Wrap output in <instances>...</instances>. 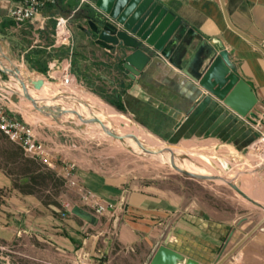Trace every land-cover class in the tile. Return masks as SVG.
I'll return each mask as SVG.
<instances>
[{"label": "crops", "instance_id": "obj_1", "mask_svg": "<svg viewBox=\"0 0 264 264\" xmlns=\"http://www.w3.org/2000/svg\"><path fill=\"white\" fill-rule=\"evenodd\" d=\"M86 1L57 0L22 26L20 29L25 27L23 31H30L34 39L31 46L34 50L24 53L23 60L32 54L34 61L30 65L48 75L50 70L58 68L59 62V72L65 69V62L69 63L77 81L109 89L123 111L145 130L168 142L208 140L224 144L233 152L255 145L256 155L264 153L263 142L257 140L261 135L260 127L235 113L161 55L154 53L135 79L122 72L121 52L115 55L99 46L94 36L81 29L85 17L80 13L90 10L94 15L98 12L95 5ZM157 2L181 20L175 32L179 45L177 62L185 66L202 41L221 40L234 72L249 84L258 99L251 118L264 112V0H223L230 23L247 38L229 26L221 0ZM10 4V0H0V29L3 31L15 26L8 16ZM61 16L74 17L77 34L73 33L70 23L72 47L56 46V19ZM42 53L46 56L61 53L65 58L59 61L51 56L53 61L44 60L40 58ZM0 65L8 70L7 62L0 59ZM263 163L261 159L259 164ZM78 167L73 179L103 203L114 205L102 216L94 214L98 218L96 224L65 210L61 203L47 204L21 192L10 177L0 176V245L4 248L0 253L1 264H12L11 254L23 252L36 260L44 257V251L56 259L72 262L150 264L175 223L168 247L201 264H215L222 254H215L222 236L213 237L206 229L208 220L179 210L177 204L165 196L131 186L126 181H116L96 169ZM77 205L90 210L83 203L74 202L73 206ZM219 232L223 230L219 228ZM49 261L48 264L56 263L52 257Z\"/></svg>", "mask_w": 264, "mask_h": 264}, {"label": "rangeland", "instance_id": "obj_2", "mask_svg": "<svg viewBox=\"0 0 264 264\" xmlns=\"http://www.w3.org/2000/svg\"><path fill=\"white\" fill-rule=\"evenodd\" d=\"M73 19L74 17L71 21ZM71 21V29L73 33L77 34L75 20ZM24 28L20 30L8 28L4 31L0 29V59L8 63V70L0 65V104L12 116L33 126L40 142L55 149L53 156L56 167L51 168L44 162L27 155L17 143L12 142L0 132V176L10 177L16 189L34 195L47 204L61 203L69 212H72L74 202L78 201L89 207L91 210L89 212L94 215V210L82 198L80 188L84 192L88 190L78 182L77 185H73L71 180L74 172L79 168L78 166L96 169L116 181H126L131 186L165 196L175 202L179 210H186L196 214L200 219L208 220L206 229L213 234L214 238L218 235L222 236L219 241L220 246L215 253L219 255V252H222L217 261L228 254L264 218V202L257 198L255 193H252V197L249 196L244 190L249 188L242 186V181L236 183L237 186L232 183L220 184L211 179L179 170H171L166 161L143 157L124 149L113 152L115 144L112 141L91 136L83 131L78 124L60 126L58 124L60 116L42 117L45 114L36 103L33 101L23 103L21 98L27 101L32 96L30 95L32 92L13 91L5 88L4 85L21 84L24 88L28 86L27 88L38 92L31 84L32 80L41 78L48 81L49 84L58 83L57 85H60L69 74L81 91L99 97L122 115L131 119L133 125L138 124L127 112L119 110L112 104L117 102L109 89H102L99 86L92 87L87 81L83 83L77 81L74 73L70 70L69 63L65 62V69L61 72H59L60 62L57 64L58 68L50 70L49 75L37 72L30 65L34 61L32 54H28L25 60L22 58L24 53L34 50L31 48L34 45L33 36L30 31H23ZM51 56L59 61L65 58V55L61 53L48 56L42 53L40 58L51 60ZM8 74L11 75V80H8ZM1 80H8V82L4 84ZM16 86L20 87V85ZM157 137L168 147L180 146L186 142L208 141L198 139L175 144ZM207 147L204 150L198 148V151L205 152L207 155L214 153L215 157H219L220 160L229 158L240 164H245L247 158H250L251 161L255 160L257 167L252 171L254 175H251V184H253L254 190L257 189V185H264V163L259 164L262 158L261 154L256 155L255 145L242 152H233L221 143ZM69 170L71 171L70 177H68ZM242 193L258 202L249 201ZM66 204L70 205V209L66 208ZM219 228L223 232H219ZM173 236L174 231L171 239ZM3 250V246L0 245V253ZM43 253L44 257H39L36 260L23 252L20 255L11 254V263L48 264L50 263L49 257H52L55 260L53 262H56L54 264H89L88 262L56 259L53 254L47 251ZM226 262L225 264H264V224Z\"/></svg>", "mask_w": 264, "mask_h": 264}, {"label": "water", "instance_id": "obj_3", "mask_svg": "<svg viewBox=\"0 0 264 264\" xmlns=\"http://www.w3.org/2000/svg\"><path fill=\"white\" fill-rule=\"evenodd\" d=\"M88 1L95 5L98 12L92 15L90 10H86L88 17L84 18L81 29L94 36L99 46L115 55L121 52L120 70L130 78L135 79L142 74L154 53L161 55L235 113L256 123L251 115L258 99L249 84L234 72L230 55L221 40L202 41L196 54L182 66L176 60L179 45L178 35H175L181 20L157 0ZM221 2L229 26L246 37L232 26L223 0ZM8 78L11 80L10 74ZM8 80L1 81L6 84ZM31 84L41 93H48L50 89L48 81L44 79L32 80ZM72 213L91 224L98 222L95 215L80 206H75ZM263 224L264 218L216 264H224ZM175 227L176 223L150 264H201L167 246Z\"/></svg>", "mask_w": 264, "mask_h": 264}, {"label": "bare ground", "instance_id": "obj_4", "mask_svg": "<svg viewBox=\"0 0 264 264\" xmlns=\"http://www.w3.org/2000/svg\"><path fill=\"white\" fill-rule=\"evenodd\" d=\"M57 84H49L48 93L32 91L27 88L28 86L24 88L21 84L11 85L12 87L4 85V87L13 91L32 92L29 100L25 101L21 98L23 103H31V101L36 103L45 114L42 117L60 116L58 120L60 126L78 124L91 136L112 141L115 144L113 152L124 149L143 157L166 161L171 170L190 173L220 184L236 185L242 181V186L249 188L242 187L249 196L252 197V193H255L257 198L264 202V185H257V189L254 190L251 184V175H254L252 171L257 167L255 160L251 161L247 158L245 164H240L229 158L220 160L211 152V155H207L198 151V148L204 150L207 146H215V142L212 141L186 142L180 146L168 147L165 142L140 125H133L131 119L99 97L81 91L69 74L62 84ZM261 158L264 159V153ZM242 195L245 196L244 193ZM245 197L251 201V198ZM241 198L244 200L243 197Z\"/></svg>", "mask_w": 264, "mask_h": 264}, {"label": "built area", "instance_id": "obj_5", "mask_svg": "<svg viewBox=\"0 0 264 264\" xmlns=\"http://www.w3.org/2000/svg\"><path fill=\"white\" fill-rule=\"evenodd\" d=\"M11 4L8 9V16L14 22L13 29H20L26 23L32 21L38 14H40L49 4H56L57 0H10ZM84 1V0H83ZM86 1V0H85ZM87 2V1H86ZM94 6V5H92ZM94 8H96L94 6ZM97 9V8H96ZM74 16V15H73ZM71 17H58L56 19V30L54 34L57 47L61 46H73L70 32ZM256 123H253L256 127H260L261 135L259 140L264 144V112L256 114L253 117ZM0 132L3 133L9 140L17 143L24 152L32 158L44 162L47 166L55 168L54 162V149L48 145L40 142L37 132L33 126L20 120L19 118L12 116L4 107L0 104ZM69 169V168H67ZM72 169V168H71ZM70 169V170H71ZM68 171V177L71 175V171ZM1 174V172H0ZM71 183L77 185V181L72 179ZM82 198L88 203V205L94 210V214L102 216L106 212L114 208L113 204H105L99 198H97L92 192H84L80 188ZM67 209H70V205H65Z\"/></svg>", "mask_w": 264, "mask_h": 264}, {"label": "trees", "instance_id": "obj_6", "mask_svg": "<svg viewBox=\"0 0 264 264\" xmlns=\"http://www.w3.org/2000/svg\"><path fill=\"white\" fill-rule=\"evenodd\" d=\"M80 16L81 17H88L86 14H85V12H81L80 13ZM115 107H117L119 110H121V111H123V107L120 105V104H118V103H112Z\"/></svg>", "mask_w": 264, "mask_h": 264}, {"label": "flooded vegetation", "instance_id": "obj_7", "mask_svg": "<svg viewBox=\"0 0 264 264\" xmlns=\"http://www.w3.org/2000/svg\"><path fill=\"white\" fill-rule=\"evenodd\" d=\"M113 53V52H112ZM114 54V53H113Z\"/></svg>", "mask_w": 264, "mask_h": 264}]
</instances>
